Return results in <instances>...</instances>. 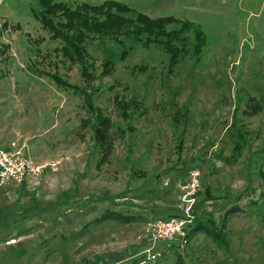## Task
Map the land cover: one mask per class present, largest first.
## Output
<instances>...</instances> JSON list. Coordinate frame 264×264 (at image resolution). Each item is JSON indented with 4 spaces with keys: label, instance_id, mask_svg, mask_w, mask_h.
I'll return each instance as SVG.
<instances>
[{
    "label": "rangeland",
    "instance_id": "374dc122",
    "mask_svg": "<svg viewBox=\"0 0 264 264\" xmlns=\"http://www.w3.org/2000/svg\"><path fill=\"white\" fill-rule=\"evenodd\" d=\"M40 1L0 0V146L25 141V155L48 164L20 184L26 192L15 208L43 212L23 225L16 220V246L28 249L16 264H138L148 224L180 209L192 168L201 170L198 216L211 219L226 243L199 234L182 254L155 264H264V0H51L70 9L115 1L191 25L189 44L176 43L181 52L172 67L156 44L86 39L93 103L110 118L114 139L100 168L82 93L49 78L84 85L78 63L60 49L63 41L43 28ZM52 19L62 22L60 15ZM193 31L204 39L198 61ZM107 59L110 73L103 76ZM251 105L260 111L252 114ZM165 191L174 192L168 210ZM233 208L240 211L227 214ZM105 210L136 221H97Z\"/></svg>",
    "mask_w": 264,
    "mask_h": 264
},
{
    "label": "trees",
    "instance_id": "16d2710c",
    "mask_svg": "<svg viewBox=\"0 0 264 264\" xmlns=\"http://www.w3.org/2000/svg\"><path fill=\"white\" fill-rule=\"evenodd\" d=\"M40 4L46 8L42 13L41 23L52 38L59 39L62 42L61 51L69 60L76 61L79 65L81 79L83 86H76L68 84L58 74H49V78L57 85L72 88L75 92H80L84 98V105L88 112L92 115L94 125L92 129V136L90 144L92 151L98 155V162L96 167L107 164L113 151V136H112V122L107 117L101 108L93 103V95L96 92L94 87V75L90 66L87 64L89 56L85 52V41L88 37L94 36L99 39L111 38L120 43L118 37H131L135 41H142L144 46L156 44L162 47L163 51L169 55L170 67L175 66L179 62L181 50L178 49L176 43H181L182 47L188 45V32L191 30V25L187 22H182L173 17H164L153 19L146 14L134 12L131 8L122 5L115 1H105L102 4L90 5L80 4L75 9H70L62 3L51 4V0H41ZM132 13L134 16L129 17ZM62 22L54 21L53 17H59ZM181 22V23H180ZM179 24L178 30L167 31V27ZM193 39L195 42L193 51L197 56V61L201 53L204 39L200 32L193 31ZM184 51V50H182ZM125 50L121 53V58H124ZM75 62V63H76ZM110 60H105L102 66L101 74L106 76L110 73ZM254 101V99H250ZM133 104L136 101L132 102ZM116 105L120 107L123 118L128 119V113L122 102L117 101ZM251 113L256 114L260 111L258 105L250 106ZM173 121L176 123L175 116ZM132 131V129H129ZM122 137L124 132L119 131ZM182 140L177 145V154L181 153ZM76 190V181L73 183ZM240 211L239 208H233L227 214ZM111 220L123 224H128L136 221L133 215L122 214L117 211L105 210L97 221ZM194 226V227H193ZM192 229L189 232V237L196 233H204L212 237L216 242L223 243L224 238L221 234V229L214 225L211 219L195 218Z\"/></svg>",
    "mask_w": 264,
    "mask_h": 264
},
{
    "label": "built area",
    "instance_id": "2783aa9c",
    "mask_svg": "<svg viewBox=\"0 0 264 264\" xmlns=\"http://www.w3.org/2000/svg\"><path fill=\"white\" fill-rule=\"evenodd\" d=\"M12 150L0 148V185L12 182L20 183L28 177L39 175L48 164H37L25 156L20 149L11 144ZM201 191V171L192 168L187 174V182L182 188L181 207L178 214L160 217L148 224L146 235L147 247L143 250V258L138 264L156 262L161 253L155 252V245L162 242L167 250L184 248L189 243V231L196 218V204Z\"/></svg>",
    "mask_w": 264,
    "mask_h": 264
},
{
    "label": "crops",
    "instance_id": "0c3cea01",
    "mask_svg": "<svg viewBox=\"0 0 264 264\" xmlns=\"http://www.w3.org/2000/svg\"><path fill=\"white\" fill-rule=\"evenodd\" d=\"M12 143H14L16 145V148L20 149L22 151V153L25 155V151L27 149V144L25 141L12 142ZM12 143H10L9 145L0 146V148L6 149V150H12L13 149L11 147ZM29 178L30 177L26 178L22 182L28 183ZM75 181H76V189H77V180L74 178V179H72V182H71L72 190L74 188L73 183ZM22 182H20V183L12 182L6 186L0 185V264H16V262H19L22 258H24V256L28 252V249L23 248V247L18 248L16 246V243H17L16 242V236L14 235L15 230H12V229L17 228L18 225H23L22 223H24L26 220H28L30 218V216H31L30 214H32L33 217H39L40 213L43 212V210H41L40 212L34 211L32 205L27 206V208H24L23 210H17L15 208L16 207V205H15L16 199L19 201V199L22 196H24L25 192H26V187L20 185V184H22ZM201 182H202V178H201ZM166 191H168V190L166 189ZM166 191L164 193L167 196V198L165 201H162L161 203L163 205L162 206L163 209L168 210L172 206L173 199H174V197H173L174 192L173 191L172 192H166ZM198 206H199V198L197 200L196 210H195L196 211V217H198V219H208V218H203L201 216H198L199 215ZM59 209H60V211L63 209V204H61ZM31 212H33V213H31ZM171 214H178V209H177V211H172L170 213H167L166 216L171 215ZM226 216H228V215L226 214ZM16 220H18L17 221L18 223L20 222L18 225L16 224ZM263 220H264V216H263ZM13 223L16 226L8 228V226H10V225L12 226ZM192 226H191V229H192ZM6 228H8V229H6ZM191 229H190V231H191ZM199 234L205 235L204 233H196L195 235L189 237L188 245L184 248H181V249L174 247L172 249L167 250L163 243L158 245V246H155V252L161 253V257L156 262L151 263V264H155L159 260L164 261V259H166V257L169 258V257L173 256L175 253L176 254H182V252H184L188 249V247L192 241V238L196 237ZM225 243L226 242L224 240L222 245ZM20 251L21 252L23 251V253L18 256L17 254Z\"/></svg>",
    "mask_w": 264,
    "mask_h": 264
}]
</instances>
